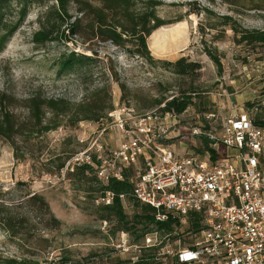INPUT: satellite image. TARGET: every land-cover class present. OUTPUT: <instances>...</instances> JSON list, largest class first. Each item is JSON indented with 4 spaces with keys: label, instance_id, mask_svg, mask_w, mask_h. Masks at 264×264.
<instances>
[{
    "label": "rangeland",
    "instance_id": "rangeland-1",
    "mask_svg": "<svg viewBox=\"0 0 264 264\" xmlns=\"http://www.w3.org/2000/svg\"><path fill=\"white\" fill-rule=\"evenodd\" d=\"M156 1L160 3L157 15L172 23L147 38L151 57L169 63L181 58L197 63L196 76H178L169 67L146 63L109 42L71 36L68 27L77 16L72 3L67 7L69 19L62 20L59 30L65 31L66 39L58 36L37 44L33 35L55 2L34 0L25 10L19 0L0 3L4 25L0 29V92L11 98L9 109L16 114V122L27 121L26 102L32 96L70 103L67 115L53 120L52 124L59 122L56 130L42 136L25 133L26 144L21 137L15 138L19 153L24 154L22 160H16L11 144L0 139V215L10 213L26 222L15 239L0 229V264L13 259L39 264H120L124 259L125 254L113 246L123 232L112 234L114 223L99 219L98 204L77 190L65 168L58 174L54 171L63 161L69 168L75 153L88 151L94 144L109 152L124 140L110 121H103L102 129L97 124L73 122V111L86 98L96 94L95 99L102 100L108 92L114 107H130L138 115L162 107L152 106L156 99L163 97L166 102L194 91L193 104L178 115L180 124L165 143L172 151L189 155L204 148L205 136H191L192 128L203 132L209 120L213 133H208L218 139L229 114L249 113L252 107L264 105V51L235 44L228 27L210 29L219 26L220 16L229 15L242 27L264 30V0ZM207 51L219 57V68ZM70 52L94 58L82 68H88L87 73L62 70L61 58ZM103 87L106 91H99ZM204 109L215 117L207 120ZM46 117L51 119L49 114ZM34 194L45 199L48 211L38 210V204H25ZM124 210L133 213L129 207ZM50 214L60 223L57 229L44 228Z\"/></svg>",
    "mask_w": 264,
    "mask_h": 264
},
{
    "label": "built area",
    "instance_id": "built-area-1",
    "mask_svg": "<svg viewBox=\"0 0 264 264\" xmlns=\"http://www.w3.org/2000/svg\"><path fill=\"white\" fill-rule=\"evenodd\" d=\"M108 117L124 138L118 149L106 152L94 144L69 164L91 166L104 182L122 180L124 170L135 167L134 197L153 208L156 222L174 223L172 232L147 233L140 244L120 233L113 246L125 254L122 264H264V105L229 114L218 139L191 129V136L209 138L212 148L225 147L217 162L207 151L181 154L165 145L180 124L173 112L137 115L115 107ZM112 198L107 192L100 202L109 205ZM192 214L199 216L195 231Z\"/></svg>",
    "mask_w": 264,
    "mask_h": 264
},
{
    "label": "trees",
    "instance_id": "trees-1",
    "mask_svg": "<svg viewBox=\"0 0 264 264\" xmlns=\"http://www.w3.org/2000/svg\"><path fill=\"white\" fill-rule=\"evenodd\" d=\"M6 0H0V3ZM26 9L29 3L34 0H19ZM42 1V0H39ZM54 1L53 11L45 15L44 21L40 23L39 30L34 33L33 39L37 44L52 42L57 40L58 36H63L65 31L59 32L64 18L69 19L68 4L72 3L75 7L77 16L69 24L68 33L71 36H76L83 41L98 40L100 42H109L118 49H122L126 54L136 56L146 63H159L164 67H169L174 74L182 77L196 76L200 70L197 63L187 62L184 58L177 60L174 63L166 61L154 60L147 46V38L157 29L171 24L172 22L161 19L157 15V7L159 1L156 0H47ZM2 8L0 6V29L4 27L1 17ZM197 13L199 11H196ZM54 17V18H53ZM219 26L212 25L210 29L217 27H228L232 32V38L237 45H246L250 47H259L264 51V30H251L242 27L238 21L232 16L225 15L218 18ZM223 33V32H222ZM205 44V42H204ZM210 60L219 68L221 65L219 57L210 51H207ZM94 56H97L94 54ZM94 62V58L70 52L61 58L62 70H84L87 73L88 68H83ZM112 76L115 75L113 72ZM117 81V79H116ZM123 90V85L120 86ZM99 91H106L105 87ZM192 94L194 91L188 92L186 95L174 96L165 102V99L159 98L153 101L152 106H160L162 112H173L176 115H181L193 104ZM96 94L91 95L89 99H85L73 111L75 118L73 122L97 124L99 129H102L103 121H110L108 113L115 107L110 100L107 92L106 98L100 100L95 99ZM165 102V103H164ZM11 98L4 92H0V139L8 141L14 149V158L22 160L23 153H19V147L15 144V138L21 137V142L26 144L28 140L24 137L27 134H36L42 136L48 131H54L59 127V122L52 124L53 120L59 116H66L69 112L70 103L63 99H45L39 95L30 97L26 102L28 112L27 123H17L16 114L9 109ZM252 107V105H249ZM205 110V109H204ZM49 114L51 119L46 116ZM203 114H213L209 111H203ZM56 122V121H55ZM28 124V125H27ZM205 130L203 132H212L210 121L205 120ZM29 126V127H27ZM212 141L204 137V148L199 151L200 154L208 152L212 162H217L224 158L225 147L219 145L214 149L211 147ZM198 153V152H197ZM77 154V153H75ZM74 154V155H75ZM73 155V156H74ZM67 162V161H66ZM66 162L63 161L55 167V172L61 173L66 168ZM135 167H128L123 172V179H110L104 182L97 177L94 169L89 165H70L64 172L68 179L76 186L79 192H83L91 203L98 204L95 209L99 213V219L102 222L114 223L112 234L123 232L129 237L134 236L133 244H140L145 234L158 231L159 233L167 234L173 231L174 223L169 220L166 223L156 222L155 212L153 208L141 203L134 197L133 178L136 175ZM110 192L113 194L112 201L109 205L100 202L105 194ZM124 196V203L119 198ZM26 205L38 204V210H49L45 199L37 194L28 197L25 201ZM2 206V205H0ZM124 207H129L133 211L132 215H128ZM190 228L197 230L198 215H190ZM25 221L19 220L12 214L4 216L0 215V229L4 231L8 238L15 239L19 235L20 229L25 227ZM52 224V225H50ZM60 225L59 221L49 215L48 222L44 225L52 229H57ZM10 264H39L37 261L10 260ZM125 260L121 259V263ZM135 264H150V262L138 261Z\"/></svg>",
    "mask_w": 264,
    "mask_h": 264
}]
</instances>
